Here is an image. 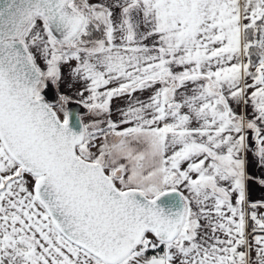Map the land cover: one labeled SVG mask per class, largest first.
Masks as SVG:
<instances>
[{"label": "snow or ice", "instance_id": "1", "mask_svg": "<svg viewBox=\"0 0 264 264\" xmlns=\"http://www.w3.org/2000/svg\"><path fill=\"white\" fill-rule=\"evenodd\" d=\"M0 264H264V0H0Z\"/></svg>", "mask_w": 264, "mask_h": 264}, {"label": "crops", "instance_id": "2", "mask_svg": "<svg viewBox=\"0 0 264 264\" xmlns=\"http://www.w3.org/2000/svg\"><path fill=\"white\" fill-rule=\"evenodd\" d=\"M259 195H260L259 190H254V192H253V197H254V198H258Z\"/></svg>", "mask_w": 264, "mask_h": 264}]
</instances>
